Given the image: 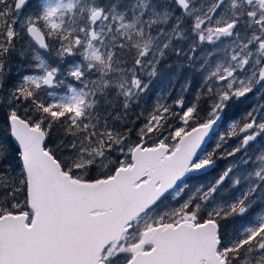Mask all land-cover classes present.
Wrapping results in <instances>:
<instances>
[{"label": "snow or ice", "instance_id": "1", "mask_svg": "<svg viewBox=\"0 0 264 264\" xmlns=\"http://www.w3.org/2000/svg\"><path fill=\"white\" fill-rule=\"evenodd\" d=\"M0 264H264V0H0Z\"/></svg>", "mask_w": 264, "mask_h": 264}, {"label": "rangeland", "instance_id": "2", "mask_svg": "<svg viewBox=\"0 0 264 264\" xmlns=\"http://www.w3.org/2000/svg\"><path fill=\"white\" fill-rule=\"evenodd\" d=\"M173 71H170V72L166 73V77L165 78H160V79L156 80L155 84L153 85V89H152L153 94H155V93H157L159 91H164V90L167 89V87L171 83L170 77L172 76Z\"/></svg>", "mask_w": 264, "mask_h": 264}]
</instances>
